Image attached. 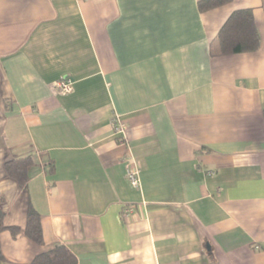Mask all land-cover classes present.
I'll use <instances>...</instances> for the list:
<instances>
[{"label": "crops", "instance_id": "obj_1", "mask_svg": "<svg viewBox=\"0 0 264 264\" xmlns=\"http://www.w3.org/2000/svg\"><path fill=\"white\" fill-rule=\"evenodd\" d=\"M200 1L0 0V264H264V2ZM243 10L259 48L220 55ZM29 156L24 189L6 164Z\"/></svg>", "mask_w": 264, "mask_h": 264}, {"label": "trees", "instance_id": "obj_2", "mask_svg": "<svg viewBox=\"0 0 264 264\" xmlns=\"http://www.w3.org/2000/svg\"><path fill=\"white\" fill-rule=\"evenodd\" d=\"M231 0H202L199 2L202 11L218 8ZM264 2V0H263ZM218 35V52L221 55L243 54L244 52H256L260 46L259 31L251 10L234 12L231 18L221 28ZM0 100L2 96L0 94ZM35 166L32 157L18 158L6 164V173L17 181L21 188L26 189L30 181V171ZM0 200V233L7 230L4 223L5 213L1 208ZM27 225L24 230L26 236L34 243L43 245L42 221L39 213L33 208L29 209ZM12 234L18 235L21 232L18 228H9ZM0 261L3 258L0 246ZM76 257L63 245L56 249L39 255L33 264H76Z\"/></svg>", "mask_w": 264, "mask_h": 264}, {"label": "built area", "instance_id": "obj_3", "mask_svg": "<svg viewBox=\"0 0 264 264\" xmlns=\"http://www.w3.org/2000/svg\"><path fill=\"white\" fill-rule=\"evenodd\" d=\"M74 85L75 82L71 80L70 78H62L60 81H58L55 86L54 90L57 94L62 95H71L74 91ZM113 126H115V134L117 136H121L124 134L126 125L124 124L123 120L119 117H116L112 121ZM126 177L128 180V183H130L131 187L135 189L141 188V182H140V171L138 167V163L133 158H130V160L126 164ZM213 175V174H210ZM128 211L124 210L122 216L126 217L128 215Z\"/></svg>", "mask_w": 264, "mask_h": 264}]
</instances>
